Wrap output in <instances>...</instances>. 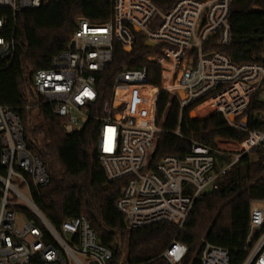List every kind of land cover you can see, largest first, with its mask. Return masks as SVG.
Segmentation results:
<instances>
[{
    "label": "built area",
    "instance_id": "1",
    "mask_svg": "<svg viewBox=\"0 0 264 264\" xmlns=\"http://www.w3.org/2000/svg\"><path fill=\"white\" fill-rule=\"evenodd\" d=\"M42 1L0 0V69L12 65L20 48L14 40L16 24L9 28V23ZM232 2L180 0L165 13L152 0H112L108 23L79 19L67 50L33 75L34 91L64 120L65 133L73 135L91 119L99 98L97 79L112 64L116 43L130 54L142 35L145 46L159 50L145 60L162 65L163 90L148 83L146 69L123 71L98 118L97 151L107 181L128 179L116 204L128 229L161 222L182 229L200 198L217 191L243 158L264 150V130H251L247 114L255 99L262 109L253 121L264 126V64L235 65L217 49L231 42ZM162 92L175 97L181 109L194 106L198 121L222 115L246 139H216L214 147L192 140L184 159L167 156L153 165L163 133L157 124ZM218 159L231 162L220 165ZM50 181L45 165L28 150L21 117L0 104V264H111L112 252L85 218L69 219L57 231L39 211L34 192ZM258 181L264 184V174ZM244 252L243 264H264V199L250 204ZM187 254L186 245L173 241L161 258L183 264ZM199 259L200 264H230L229 253L207 241Z\"/></svg>",
    "mask_w": 264,
    "mask_h": 264
},
{
    "label": "trees",
    "instance_id": "2",
    "mask_svg": "<svg viewBox=\"0 0 264 264\" xmlns=\"http://www.w3.org/2000/svg\"><path fill=\"white\" fill-rule=\"evenodd\" d=\"M178 1L152 0L165 13ZM111 15L112 0H43L38 9L21 12L16 23H9V28L16 24L14 40L20 48L12 65L0 69V104L21 117L28 150L42 161L51 177L47 187L34 192V204L57 231L69 219L85 218L100 244L112 252L111 264H168L161 255L173 241L188 248L183 264H200L203 241L226 250L230 264H243L250 204L264 199V184L258 181L264 174V150H254L243 158L223 177L217 191L200 198L182 229L167 222L128 229L117 210L128 179L107 181L97 151L98 118L104 103L111 101L116 77L123 71L146 69L148 83L161 87V65L145 60L159 50L145 46L142 35L136 36L130 54L114 45L113 62L97 79L98 102L81 131L67 135L64 120L34 91V73L50 68L67 50L79 19L103 25ZM229 23L231 42L217 49L235 65L264 64V0H233ZM193 108L181 109L175 97L168 92L160 94L157 124L163 133L151 160L153 165L167 156L184 159L191 153L192 140L214 147L216 139H246L220 114L202 121L190 119ZM260 109L254 99L247 112L251 130H264L253 121Z\"/></svg>",
    "mask_w": 264,
    "mask_h": 264
},
{
    "label": "rangeland",
    "instance_id": "3",
    "mask_svg": "<svg viewBox=\"0 0 264 264\" xmlns=\"http://www.w3.org/2000/svg\"><path fill=\"white\" fill-rule=\"evenodd\" d=\"M155 63V62H154ZM159 64V63H158ZM161 65V64H160ZM161 71H162V65H161ZM166 86V81H164V79H163V81H162V77H161V87L160 88H158L159 90H163V88ZM160 96V95H159ZM157 101H158V99H157ZM190 119H192V120H198V118H197V115H196V113L194 112V111H191L190 112ZM35 123H38V121H36ZM219 160V162H220V165L224 162V164H229L231 161H229V160H223V159H218Z\"/></svg>",
    "mask_w": 264,
    "mask_h": 264
},
{
    "label": "water",
    "instance_id": "4",
    "mask_svg": "<svg viewBox=\"0 0 264 264\" xmlns=\"http://www.w3.org/2000/svg\"><path fill=\"white\" fill-rule=\"evenodd\" d=\"M60 0H53V2H56V3H58ZM71 47H73V44L71 45ZM180 97H181V99L182 100H184V95H183V93H180Z\"/></svg>",
    "mask_w": 264,
    "mask_h": 264
}]
</instances>
